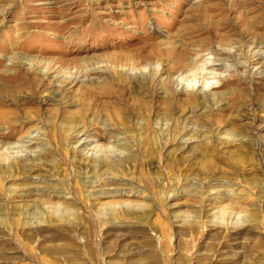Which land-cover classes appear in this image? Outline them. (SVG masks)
I'll return each mask as SVG.
<instances>
[{"label": "rangeland", "instance_id": "1", "mask_svg": "<svg viewBox=\"0 0 264 264\" xmlns=\"http://www.w3.org/2000/svg\"><path fill=\"white\" fill-rule=\"evenodd\" d=\"M8 75L0 264H264V0H0Z\"/></svg>", "mask_w": 264, "mask_h": 264}, {"label": "bare ground", "instance_id": "2", "mask_svg": "<svg viewBox=\"0 0 264 264\" xmlns=\"http://www.w3.org/2000/svg\"><path fill=\"white\" fill-rule=\"evenodd\" d=\"M170 48H171V46H170ZM215 51H219V52H223L224 50H222V49H219V50H217L216 48H215ZM168 52H171V55H172V57L175 59V64L177 65V64H179V65H185V66H194V64H195V61H194V59H191L190 60V57H189V53H191V49L190 50H186V51H177V49H174L173 47L171 48V50L170 49H168ZM172 58V59H173ZM197 62V61H196ZM143 77H144V75H142ZM14 76H11V75H8L7 77H3V78H1L0 80H1V82L2 83H0V95H2L6 100H4V99H1L0 98V104H3L4 102H6L7 104L9 103L8 101H13V102H15V101H17V99H16V96H18L16 93L19 91V89L21 88V84H19V85H14L13 86V84H11L10 83V81L12 80V78H13ZM169 78V77H168ZM143 80H145V78L143 79ZM129 81V80H128ZM168 82H166V84L167 85H165V86H168V89L172 92V93H177L176 92V90L173 88V84H174V80H173V78H172V76H170V78L167 80ZM124 82H125V80H118L117 81V83H110L109 85H113V89H114V85H116L117 86V88L119 87V86H122V84H124ZM129 83V82H128ZM135 84V83H134ZM131 85H132V83H131ZM138 85H139V87L141 88V87H143V85L144 84H142V82H140V81H138ZM137 86V85H136ZM132 87V86H131ZM146 87V86H145ZM139 88V89H140ZM124 89H125V87H124ZM150 89V88H149ZM166 89V88H165ZM148 90V89H147ZM188 89H186V90H182V91H186L188 94H192L193 92L192 91H187ZM38 91V88L37 89H33V93L35 92H37ZM124 92V91H123ZM103 93V92H102ZM106 94H108V95H110V94H112V93H115V90H112V91H110V92H105ZM37 94V93H36ZM100 93H96V91H92L90 88H86V90H85V94H84V97H87V96H90V98H91V101L92 102H95L96 100H97V98H98V96L97 95H99ZM171 96V95H170ZM196 98V97H195ZM202 100L204 101V102H209V98H208V96L206 95V94H203L202 95ZM29 101L30 100H26L25 99V101H23L22 103H24V104H26V103H29ZM124 101L125 102H127L128 100H126V98H124ZM137 101V102H136ZM151 103V102H150ZM133 104H136L137 106H139V107H141V106H143V103L142 102H140L139 100H134L133 101ZM89 105V104H88ZM92 105V104H91ZM145 106H146V104H144ZM144 106V107H145ZM138 107V108H139ZM142 108V107H141ZM89 109H91V106H84L83 107V110H82V112H87ZM18 123V120L15 118V112L13 111V110H10V109H1L0 108V124H3V125H7L8 127H10V126H13V125H15V124H17ZM23 142H25L24 144H23V146H25V147H28V145H29V143L31 142V141H29V140H26V141H23ZM115 145H117V146H123V147H126V145H127V143L125 142V143H122V142H119L118 143V141H117V143L115 144ZM109 159V158H108ZM25 160H26V158H25ZM24 160V161H25ZM24 161H22V162H24ZM96 160H93V162H92V164H90L89 166L91 167V169H93L94 171L96 170H98V169H100L101 167H100V165L98 164V163H96L95 162ZM22 162H18V163H15V167H13L12 166V164H10L4 157L1 159V161H0V169H1V173L2 172H4V173H6L7 172V174L9 173H12V171L13 170H17V171H26V170H30L31 168H27L26 166H25V164H23ZM3 174V173H2ZM6 174V175H7ZM8 176V175H7ZM6 176V177H7ZM5 177V178H6ZM9 179V178H8Z\"/></svg>", "mask_w": 264, "mask_h": 264}]
</instances>
